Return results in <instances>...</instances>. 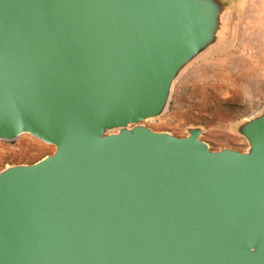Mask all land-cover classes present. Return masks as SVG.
I'll return each instance as SVG.
<instances>
[{"label":"water","instance_id":"water-1","mask_svg":"<svg viewBox=\"0 0 264 264\" xmlns=\"http://www.w3.org/2000/svg\"><path fill=\"white\" fill-rule=\"evenodd\" d=\"M233 0H0V264H264V109L244 151L175 136L174 83L226 39Z\"/></svg>","mask_w":264,"mask_h":264},{"label":"rangeland","instance_id":"rangeland-1","mask_svg":"<svg viewBox=\"0 0 264 264\" xmlns=\"http://www.w3.org/2000/svg\"><path fill=\"white\" fill-rule=\"evenodd\" d=\"M233 1L225 42L183 71L174 83L167 112L143 124L179 137L199 126L201 140L212 150L247 148L236 126L264 109V0ZM53 151L52 145L29 134L0 140V170L34 163Z\"/></svg>","mask_w":264,"mask_h":264},{"label":"bare ground","instance_id":"bare-ground-1","mask_svg":"<svg viewBox=\"0 0 264 264\" xmlns=\"http://www.w3.org/2000/svg\"><path fill=\"white\" fill-rule=\"evenodd\" d=\"M237 63V62H236Z\"/></svg>","mask_w":264,"mask_h":264}]
</instances>
